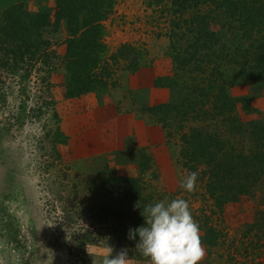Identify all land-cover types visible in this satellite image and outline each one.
Instances as JSON below:
<instances>
[{
  "label": "rangeland",
  "instance_id": "rangeland-1",
  "mask_svg": "<svg viewBox=\"0 0 264 264\" xmlns=\"http://www.w3.org/2000/svg\"><path fill=\"white\" fill-rule=\"evenodd\" d=\"M101 1L103 8L112 2L99 23L107 54L118 61L108 57L112 76L107 86L66 97L72 28L67 19L56 23L58 0H0V24L2 12L15 4L32 14L48 12L50 24L43 32L58 57L46 82L43 71H31L26 78L24 65L14 68L11 56H5L0 36V264H93L89 253L99 261L109 246L91 243L77 249L73 237L83 221L86 182L106 174L138 177L142 170L157 202L173 197L192 201L190 211L206 252L200 264H264L263 183L222 211L215 208V214L202 184L196 182L192 192L180 187L190 173L181 160L185 132L208 127L245 150L249 136L229 134L220 118L182 120L175 112L167 116L164 108L157 115L150 110L179 104L190 91L171 83L177 72L174 56L188 39L179 40L181 30H173L178 17L172 0ZM201 12L210 13V29L224 42L234 40L237 35L221 27L225 17L220 8L209 3ZM68 17L79 26L88 14L68 11ZM176 31L178 36H172ZM218 49L224 57L227 51ZM219 65L228 94L238 100L235 117L264 123V80L242 73L239 64L226 59ZM179 75L185 81L189 72ZM50 101L58 117L45 106ZM211 226L218 231L216 245L206 241ZM112 248L113 256L120 251Z\"/></svg>",
  "mask_w": 264,
  "mask_h": 264
},
{
  "label": "trees",
  "instance_id": "trees-1",
  "mask_svg": "<svg viewBox=\"0 0 264 264\" xmlns=\"http://www.w3.org/2000/svg\"><path fill=\"white\" fill-rule=\"evenodd\" d=\"M100 3L101 0H58L56 23L67 19L72 28V36L67 40L66 67L70 81L66 97H77L105 87L112 76L111 56L107 54L99 23L112 2L107 8ZM209 3L221 9L225 17L221 27L237 35L233 36V41L224 42L210 29V13L201 12V7ZM68 11L73 14L86 12L88 18L74 26ZM172 12L178 17V20L174 17L173 30H181L180 36L177 31L172 36L188 39L174 56L177 72L171 83L190 91L181 103L159 105L151 108V112L157 115L164 108L167 116L175 112L182 120L191 116L194 119L220 118L228 124L229 134H247L251 142L245 150L223 137V132L202 126L192 127L182 135V164L189 172L198 173L197 182L204 187L203 195L212 199L211 212L215 214V208L222 211L227 203L237 201L257 184H264V123H244L235 117L238 100L228 94L219 65L226 59L239 64L242 73L264 80V0H172ZM1 18L0 36H4L1 43L5 56H11L14 68L24 65L22 70L26 78L34 70L39 74L46 72L47 75L41 77L46 82L58 59L52 40L43 32L50 24L51 15L48 12L32 14L22 4H15L6 8ZM220 47L227 51L224 57ZM111 59L114 64L118 61L116 56ZM181 70L189 72L185 81L179 75ZM45 106L52 107V101L45 102ZM52 110L58 117L54 107ZM86 186L89 192L80 202L81 229L75 230L73 236L76 248L83 249L91 243L103 244L120 250L127 248L134 259L148 260L135 251L139 237L128 238L129 229L144 224L141 209L157 202L143 170L138 177L102 175L87 181ZM138 202L141 209L135 207ZM217 235L218 231L211 226L206 231L207 243L216 245Z\"/></svg>",
  "mask_w": 264,
  "mask_h": 264
},
{
  "label": "clouds",
  "instance_id": "clouds-1",
  "mask_svg": "<svg viewBox=\"0 0 264 264\" xmlns=\"http://www.w3.org/2000/svg\"><path fill=\"white\" fill-rule=\"evenodd\" d=\"M197 172H190L180 183L181 189L195 190ZM135 207L140 208L139 202ZM144 224L129 229L128 238L135 240V251L148 259V264H200L206 252L200 238V229L190 211L189 203L183 198L161 200L141 209ZM109 246L93 264H133L128 249L122 248L114 256Z\"/></svg>",
  "mask_w": 264,
  "mask_h": 264
},
{
  "label": "crops",
  "instance_id": "crops-1",
  "mask_svg": "<svg viewBox=\"0 0 264 264\" xmlns=\"http://www.w3.org/2000/svg\"><path fill=\"white\" fill-rule=\"evenodd\" d=\"M138 264H148V260H140L138 261Z\"/></svg>",
  "mask_w": 264,
  "mask_h": 264
}]
</instances>
